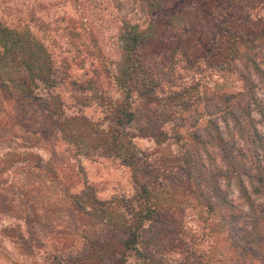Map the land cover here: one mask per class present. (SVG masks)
I'll return each instance as SVG.
<instances>
[{
    "label": "trees",
    "instance_id": "1",
    "mask_svg": "<svg viewBox=\"0 0 264 264\" xmlns=\"http://www.w3.org/2000/svg\"><path fill=\"white\" fill-rule=\"evenodd\" d=\"M71 1L84 19L71 17L62 26L76 47L71 57L67 54L71 49L55 51L45 42L34 13L27 19L11 20L0 14V87L14 99L39 104L76 153L98 154L128 167L134 194L103 200L88 184L71 194L74 203L100 218L104 234L85 239L80 248L67 254H53L51 261L130 264V257L135 256L142 264H216L208 252L197 249V238L187 228L191 202L203 222L204 237L198 239L214 234L223 241L229 253L226 264H264V141L252 114L256 111L264 118L257 92L260 89L264 94V67L256 54L244 51L237 55L242 62V68L234 67L241 81L239 102L226 105L223 95L199 96V79L190 72L196 64L184 61L182 67L190 72L185 73L175 65L178 59L174 53L141 51L159 30L156 20L145 16H152L161 6L165 9L166 0H131L129 7L123 3L129 0L115 1V59L98 42L100 27L106 21L99 13L102 1ZM181 2V7L171 12L168 28L182 36V25L194 28L207 24L205 4ZM7 3L0 0L4 13L10 11L5 9ZM132 13L143 19L133 18ZM95 16H99L100 27L95 25ZM83 52L97 68L77 80L70 69L85 60ZM232 62L234 57H224L206 67L224 71L233 66ZM93 103L103 111L99 122L82 112ZM167 124H171V135L165 129ZM182 127L191 147L183 148L176 169L149 158L132 143L138 137L157 144L174 138L182 144L178 131ZM13 151L12 158H0V166L9 169L18 161L31 162L32 153ZM23 154L27 156L24 159ZM233 190L236 199L230 196ZM162 194L170 199L160 201ZM175 194L179 199L172 203ZM114 202L119 208L110 206ZM20 216L25 221L24 230L6 221L0 224V251L2 241L9 239L20 254L33 256L46 241L35 230L30 210Z\"/></svg>",
    "mask_w": 264,
    "mask_h": 264
},
{
    "label": "rangeland",
    "instance_id": "2",
    "mask_svg": "<svg viewBox=\"0 0 264 264\" xmlns=\"http://www.w3.org/2000/svg\"><path fill=\"white\" fill-rule=\"evenodd\" d=\"M7 1L5 9L10 11L4 13L2 5L0 14L3 13L8 20H11L19 17L27 19L30 13H34L36 26L38 25L40 35H43L45 42L52 49H57L55 51L71 49L67 53L71 57L72 49L76 47L70 44L71 38L64 34L62 26L66 25L71 17L77 18L81 14L71 0ZM100 1L102 2L99 13L104 14L106 21L100 27L99 16L92 17L96 27L102 30L98 42L103 51L115 59L118 56L114 34L118 0ZM196 1L207 6L205 9L209 15L207 24L194 28L182 25L184 33L182 36L176 34L173 28L167 27V24L171 12L179 9L182 2L166 0L165 9L161 6L152 13V16H145L147 20L155 19L159 30L140 49L145 53L154 51H164L169 55L174 53L176 56L174 58L178 59L175 64L178 69L185 73L194 72L195 79H199L196 84L199 96L209 98L217 93L226 98V105L229 102L237 103L241 81L234 67L242 68V62L237 55L244 51L250 55L256 54V58L264 67V0ZM123 3L129 7L132 1L129 0L128 3L123 1ZM124 10L125 8L122 11ZM132 17L143 19L135 13H132ZM79 20L84 19L80 16ZM82 54L85 60L81 65H72L70 69V75L77 80L90 76L92 69L97 68L96 63H91V58L85 52ZM224 57H234L231 68L215 71L206 67L208 63L222 60ZM184 61L189 65L196 64L194 69L190 72L185 71L182 67ZM110 92L113 93V90ZM257 92L262 98L264 107L263 90L259 89ZM64 95L67 97V94ZM82 112L96 122L101 121L103 117L102 108L95 103L82 108ZM252 114L257 131L264 141V118L256 111ZM219 124L223 126L221 121ZM170 128L171 124L165 126L171 135L173 132ZM178 131L183 136L182 144L175 142L174 138L164 144H157L152 139L138 137H135L132 143L136 149L147 152L149 158L168 168L176 169L181 164L183 148L191 147L184 127L179 128ZM14 149L22 153H32L29 163L31 166L26 159L14 163L9 169L0 166V195L8 199L7 203L0 200V215L6 212L8 214L0 216V224L6 221L11 226L19 225L24 230L25 221L20 215L23 211L30 210L34 214L33 226L46 243L35 255L25 256L20 254L13 242L4 239L0 251V264H54L51 261L53 254H67L80 248L85 239L103 235L104 223L100 218L89 213V208L85 210L71 199V194L78 192L84 184L93 187L97 197L103 200L121 195L130 197L134 194L128 167L116 159L98 154L87 156L84 151L76 153L74 146L61 138L39 104L14 99L0 87V158H12ZM24 157L27 156L23 154L22 158ZM236 195L235 190L230 194L234 199ZM158 199L168 201L170 198L162 194ZM178 199V194H175L172 203L177 202ZM110 206L119 208L116 202L111 203ZM190 206L192 207L191 202ZM191 207L186 224L189 232L197 238V249L208 252V257L217 261L216 264H226L229 253L223 241L213 237L214 234L198 239L204 237L201 234L203 222L198 211ZM129 261L130 264H142L135 256L130 257Z\"/></svg>",
    "mask_w": 264,
    "mask_h": 264
}]
</instances>
